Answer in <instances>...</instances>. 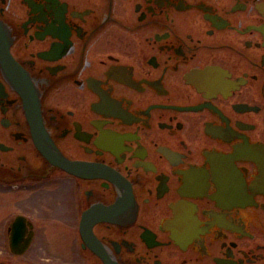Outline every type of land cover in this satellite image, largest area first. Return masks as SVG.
Here are the masks:
<instances>
[{"label": "flooded vegetation", "instance_id": "obj_1", "mask_svg": "<svg viewBox=\"0 0 264 264\" xmlns=\"http://www.w3.org/2000/svg\"><path fill=\"white\" fill-rule=\"evenodd\" d=\"M0 264H264V0H0Z\"/></svg>", "mask_w": 264, "mask_h": 264}, {"label": "water", "instance_id": "obj_2", "mask_svg": "<svg viewBox=\"0 0 264 264\" xmlns=\"http://www.w3.org/2000/svg\"><path fill=\"white\" fill-rule=\"evenodd\" d=\"M38 146H39L41 152H42L43 154H45V156H46L49 160H51V161L54 160L53 152H52L49 148H47L46 146L41 145V143H38Z\"/></svg>", "mask_w": 264, "mask_h": 264}]
</instances>
